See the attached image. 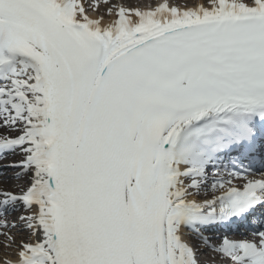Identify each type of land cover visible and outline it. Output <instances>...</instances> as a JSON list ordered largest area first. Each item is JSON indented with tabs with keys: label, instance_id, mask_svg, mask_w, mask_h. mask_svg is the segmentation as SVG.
Returning <instances> with one entry per match:
<instances>
[{
	"label": "snow or ice",
	"instance_id": "snow-or-ice-1",
	"mask_svg": "<svg viewBox=\"0 0 264 264\" xmlns=\"http://www.w3.org/2000/svg\"><path fill=\"white\" fill-rule=\"evenodd\" d=\"M107 11L0 0V158L24 180L0 217L20 211L29 236L15 264H205L203 248L264 264V0ZM233 219L253 239L213 246L204 232Z\"/></svg>",
	"mask_w": 264,
	"mask_h": 264
},
{
	"label": "bare ground",
	"instance_id": "bare-ground-1",
	"mask_svg": "<svg viewBox=\"0 0 264 264\" xmlns=\"http://www.w3.org/2000/svg\"><path fill=\"white\" fill-rule=\"evenodd\" d=\"M90 1L93 2V0H90ZM133 1H129L128 0L129 6L127 8H129V9H139V10H144L146 8L145 6L147 5V2L144 1L143 4L137 5V4H135V2L133 3ZM155 1H157V0H155ZM171 2H173V3L169 2V5L171 7L178 5V9H180V10L186 9V7H188V6H190L189 8H194V7H196L197 5H200V4L204 5V0H189L187 2H184V1L180 0L179 2H176V3H174V1L171 0ZM153 3L154 2H152L150 4H153ZM95 11L96 12H92V13H90V15L89 14L88 15L90 16V18H93V19H97V18H101L102 17V20H101L102 25H106V23L111 22V21H113L115 19V15L114 14L110 15L107 10H106V12H104L101 9L97 8V10H95ZM15 223H16V227H13V229L15 230L16 234H11L12 232H10V231L7 232L14 238V241H15L14 244H12L11 246H6V237H5V235L0 234V248L4 247L3 249H5L6 247H8L9 253H12V252L16 253L15 258L11 259L10 261H8V262H11V264H15V261L18 259V257H17L18 245L21 243V241L27 242L29 240L28 234L21 229L20 223H17V219H16ZM181 231L185 232V229H182ZM183 238L185 240H187L190 244H195V242H196L194 239H192L188 235L184 236ZM198 255H199V259L201 261L205 262V264H212V262H213V264L216 263L215 261H213L212 258H209L208 256H207V258H205V257H202V256L200 257L201 253H198ZM4 262H6V261H4Z\"/></svg>",
	"mask_w": 264,
	"mask_h": 264
},
{
	"label": "rangeland",
	"instance_id": "rangeland-1",
	"mask_svg": "<svg viewBox=\"0 0 264 264\" xmlns=\"http://www.w3.org/2000/svg\"><path fill=\"white\" fill-rule=\"evenodd\" d=\"M128 2V0H123V2ZM137 4H140L141 3V0H134ZM133 1V2H134ZM127 3H125L124 5H126ZM104 11H106V9L103 8ZM15 183L14 182H10V183H7L5 186H3L4 189H12L14 187ZM4 248V247H3ZM3 248H0V257L4 256V255H7V252L8 251V247H6L5 249ZM10 254V253H9ZM1 259V258H0Z\"/></svg>",
	"mask_w": 264,
	"mask_h": 264
}]
</instances>
